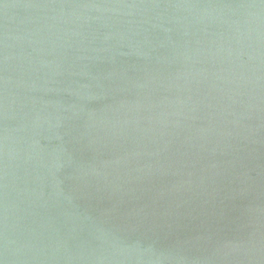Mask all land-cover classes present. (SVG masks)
Wrapping results in <instances>:
<instances>
[{"label": "water", "instance_id": "water-1", "mask_svg": "<svg viewBox=\"0 0 264 264\" xmlns=\"http://www.w3.org/2000/svg\"><path fill=\"white\" fill-rule=\"evenodd\" d=\"M0 264H264V0H0Z\"/></svg>", "mask_w": 264, "mask_h": 264}]
</instances>
